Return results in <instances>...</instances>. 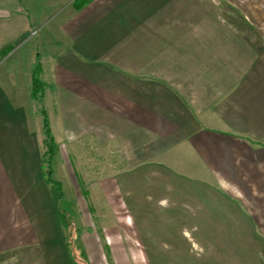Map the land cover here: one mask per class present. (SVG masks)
<instances>
[{
	"label": "crops",
	"instance_id": "0c3cea01",
	"mask_svg": "<svg viewBox=\"0 0 264 264\" xmlns=\"http://www.w3.org/2000/svg\"><path fill=\"white\" fill-rule=\"evenodd\" d=\"M70 2L0 0V23L22 19L25 33L34 25L29 18L62 7L60 40L44 36L49 42L38 60L42 107L64 141L77 142L76 153L95 147L98 161L123 154L172 171L184 167L188 177L203 171L205 186L212 179L218 185L209 187L222 210L264 226V53L254 28L230 24L221 0H93L78 11ZM4 46L0 264L34 253L46 264V251L59 239L42 175L43 134L33 130L35 115L26 109L37 52L28 57L26 92L22 69L5 70ZM49 127L53 138L50 121Z\"/></svg>",
	"mask_w": 264,
	"mask_h": 264
},
{
	"label": "rangeland",
	"instance_id": "374dc122",
	"mask_svg": "<svg viewBox=\"0 0 264 264\" xmlns=\"http://www.w3.org/2000/svg\"><path fill=\"white\" fill-rule=\"evenodd\" d=\"M221 1L230 24L254 28V41L260 43L262 55L264 0ZM61 8H53L44 19L29 18L34 25L26 33L22 19L0 23V42L5 44L1 57L8 59L5 70L22 69L21 91H30L26 82L30 53L36 51L38 58L49 42L44 36L52 42L60 40L58 26L65 18ZM32 101L26 98V109L35 115L33 130L42 135L41 103ZM49 121L55 141L49 166L62 193L45 184L51 191L59 239L52 251H46V264H264V226L247 225L235 210H222L218 192L212 194L209 187L218 191V185L212 179L205 186L203 171L188 177L184 167L172 171L151 158L130 161L123 154L110 161L105 155L98 161L92 157L95 147L84 146L89 152L76 153L77 142L64 141L59 123L53 116ZM101 151L107 154L111 149L101 147ZM43 163L41 157L46 171L49 166ZM227 214L233 216L227 219ZM9 260L44 264L39 253L29 259L12 255Z\"/></svg>",
	"mask_w": 264,
	"mask_h": 264
},
{
	"label": "trees",
	"instance_id": "16d2710c",
	"mask_svg": "<svg viewBox=\"0 0 264 264\" xmlns=\"http://www.w3.org/2000/svg\"><path fill=\"white\" fill-rule=\"evenodd\" d=\"M93 0H73L72 7L75 10H80L89 3H91ZM42 72L41 65L38 61V58L36 56V61L33 64L32 70H31V98L41 103V108L39 109V115L41 117L42 122V129H43V135L44 139L42 141V145L44 147V153L42 155V159L44 160L43 165L47 164L49 166L51 164V159L54 155V149L55 144L53 141V138L51 136V130L49 127V121L47 118V115L42 107V100L44 95V87L43 83L40 81V74ZM43 180L47 186H49L51 189L56 190L58 193H62V185L59 182H56L52 179V169L49 167H46V171L42 170Z\"/></svg>",
	"mask_w": 264,
	"mask_h": 264
}]
</instances>
